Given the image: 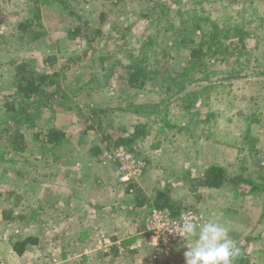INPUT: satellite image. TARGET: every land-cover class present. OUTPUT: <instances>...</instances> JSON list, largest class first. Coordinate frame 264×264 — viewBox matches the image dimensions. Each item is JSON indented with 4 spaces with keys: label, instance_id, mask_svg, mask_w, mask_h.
<instances>
[{
    "label": "rangeland",
    "instance_id": "374dc122",
    "mask_svg": "<svg viewBox=\"0 0 264 264\" xmlns=\"http://www.w3.org/2000/svg\"><path fill=\"white\" fill-rule=\"evenodd\" d=\"M2 1L6 23L0 35L8 44L0 48V264H185L183 238L166 245L153 241L148 222L155 207L136 204L135 192L127 191L130 181L151 201L171 186L175 206L166 211L172 218L189 211L201 222L218 218L230 228L238 256L264 264V0H66L90 26L105 32L90 44L69 36L73 19L54 0ZM37 6L46 37L31 45L14 41L19 23ZM101 13L107 18L104 26ZM158 22L163 23L160 40L168 45L167 51L163 47L150 54L161 64L158 78L142 88L130 87L123 70L104 79L107 57H121V51L133 47H123L116 38L130 29L128 42L138 46L145 35L156 33ZM212 22L242 26L248 35L226 61L211 62L210 81L191 83L193 76L185 80L184 92H208L205 104L199 98L187 112L181 105L186 99H178L184 93L171 89V79L187 66L190 54L179 47L178 34L199 39ZM115 27L119 29L112 31ZM101 57L106 58L103 63ZM22 61L34 73L61 70L65 89L76 83L82 87L94 74L103 83L98 90L79 93L75 102L81 112L55 103L38 111L32 122L17 124L6 111V101L17 100L14 64ZM229 72L239 77L227 78ZM163 100L165 123L159 113L148 119L125 111ZM87 106L106 110L100 116L104 134ZM145 122L148 134L133 151L109 147L103 140ZM52 127L65 133L58 146L45 143ZM16 130L23 135V152L10 147L9 137ZM120 149L131 155L137 170L128 181H121L127 171L115 157ZM212 165L232 178L248 179L257 189L238 180L190 192L188 179ZM66 210L77 212V224L69 223L72 215ZM25 236H37L39 245L18 256L13 246ZM113 247L119 248L117 253Z\"/></svg>",
    "mask_w": 264,
    "mask_h": 264
},
{
    "label": "trees",
    "instance_id": "16d2710c",
    "mask_svg": "<svg viewBox=\"0 0 264 264\" xmlns=\"http://www.w3.org/2000/svg\"><path fill=\"white\" fill-rule=\"evenodd\" d=\"M63 6L65 12L68 13L73 19L72 25H70L69 36L71 37H81L88 44L94 43L98 38L105 36V32L100 28H93L90 26L89 22L83 20V18L71 7L69 2L66 0H54ZM3 1L0 0V28L6 23L4 14H3ZM150 14V13H149ZM148 18L147 14L145 16ZM161 18H159L160 20ZM151 21V24L157 23ZM107 22V18L104 14L99 15L100 26H104ZM153 22V23H152ZM198 23V22H197ZM195 23L193 26L196 28H201L200 24ZM163 23L155 25L154 28H158L156 33H150L145 35L137 44L133 45L128 42V33L130 29H125L126 33L121 36L112 37L110 39H115L122 42L123 47H132L128 51H121L120 56L107 57V60H110L109 66L106 69L107 73L103 75V78L109 80L113 74L117 71H124V76L127 77L130 87L133 88H142L146 86L149 82L155 81L160 75L161 64L159 60L151 59L150 54L158 53L160 50L165 47L166 51L168 50V45L160 40V32L162 30ZM119 29L115 27L112 31ZM196 29V30H197ZM120 35V34H118ZM199 39H196L194 36L190 38L188 36H183L182 33L178 34L179 47L181 49H187L189 51V61L186 67L179 73H177L175 78L171 79L174 85H171V89H176L178 93H184V96L178 99H186L184 104H181L183 109L187 112L195 109V102L199 98L204 100L206 103V97L208 92L202 90L200 92H184L187 91V86L185 80L188 82L190 78L191 83H196L199 81H210V74L212 72V67L210 66L211 62H223L226 61L228 56L233 55L235 52L241 49V46L244 45L245 39L247 38V33L242 26L239 25H226L222 27L220 24L212 22L211 29L202 32ZM14 41L18 40L22 45H31L35 42L41 41L46 37V31L42 22V15L39 6L36 7L35 13L30 14L28 18L23 19L14 33ZM4 37L0 35V48L4 49L8 44L7 40L3 39ZM6 49V48H5ZM167 53V52H165ZM106 60L105 57H101L100 61L103 63ZM50 64L56 62V58H49ZM15 74L13 76L14 81L13 85L15 86L14 95L17 100L6 101L7 107L6 111L9 112V115L12 116V119L17 124L29 123L32 122L36 113L42 109L52 107L55 103L67 111H71L73 107L77 111L81 112V107L75 102V99L78 97L79 93H85L88 89L98 90L102 86V80L99 79V75L94 74L91 77V80L85 81L86 83L78 88L70 84L71 87L62 86L61 80V70L54 73H34L29 69L27 62L22 61L21 63H15ZM103 71L105 69L103 68ZM235 72H229L227 78H238V75L234 74ZM195 75H202L201 79H196ZM97 77L99 80H97ZM179 78V79H177ZM96 83V86H90V84ZM213 83L209 84L211 86ZM170 86V87H171ZM207 93L206 96L203 93ZM208 99V97H207ZM18 101V102H17ZM189 101V102H187ZM19 103V104H18ZM164 100L157 104L151 105H141L136 108H131L125 111H132L135 115L146 116L148 119L153 113H159L158 119L161 122L166 121V113H161L162 104ZM90 114L93 115L97 120L98 129L104 134L103 122L101 121L100 116L106 113V110L102 108H92L87 106ZM32 111V112H31ZM148 123H139L135 125L132 132H125L121 136L114 138L113 135L107 134L104 141L109 142L108 146H113L115 148L123 146L126 147L129 151H133L137 145L143 141L148 134ZM65 133L64 131L52 127L50 128L45 135V143L58 146L64 142ZM113 139V140H112ZM10 147L13 150L18 152L25 151L23 147V135L19 133V130H16L9 137ZM111 140L113 144L110 143ZM238 180L244 181L249 186H252V190L257 189V185L249 181L248 179L242 180L241 178H232L227 174V171L220 167L212 165L208 167L205 172L198 177H190L189 181V191L192 193L197 192L200 189H219L224 185L231 184L235 185L238 183ZM127 191L135 192L136 204L141 207L150 203L154 205L157 209H174L175 201L172 196L171 186H167L164 190L159 191L154 200H150L144 194L141 188L137 186L134 182L127 183ZM10 214V213H9ZM5 219H8V214H5ZM39 238L37 236H25L22 239H19L13 246V251L18 255L22 256L28 246H37L39 245ZM123 245V244H122ZM118 247H113L116 253ZM234 264H251L247 258L238 256Z\"/></svg>",
    "mask_w": 264,
    "mask_h": 264
},
{
    "label": "clouds",
    "instance_id": "9594fccd",
    "mask_svg": "<svg viewBox=\"0 0 264 264\" xmlns=\"http://www.w3.org/2000/svg\"><path fill=\"white\" fill-rule=\"evenodd\" d=\"M168 230L185 241V264H234L240 253L230 236V228L218 218L201 222L193 212L182 213L178 219H165Z\"/></svg>",
    "mask_w": 264,
    "mask_h": 264
},
{
    "label": "built area",
    "instance_id": "2783aa9c",
    "mask_svg": "<svg viewBox=\"0 0 264 264\" xmlns=\"http://www.w3.org/2000/svg\"><path fill=\"white\" fill-rule=\"evenodd\" d=\"M115 157L116 159L121 160L123 162V170L127 171V174L121 178V181H128L131 176L137 172L136 169L133 170V161L131 155L127 153L124 149H120ZM168 217L174 219L170 216V214H168L166 209L161 210L155 208L151 212L148 224H151L149 230L151 232V235L154 233L153 241L156 244H159L160 241L161 245H166L172 241L171 239L174 240L177 238H181L177 234H174L168 230V224L165 223V219Z\"/></svg>",
    "mask_w": 264,
    "mask_h": 264
},
{
    "label": "crops",
    "instance_id": "0c3cea01",
    "mask_svg": "<svg viewBox=\"0 0 264 264\" xmlns=\"http://www.w3.org/2000/svg\"><path fill=\"white\" fill-rule=\"evenodd\" d=\"M72 197H74V195H72ZM56 200H58L59 199V196L58 195H56V198H55ZM55 201V200H54ZM56 202V201H55ZM56 208H57V206H56ZM66 211H68V213H70L72 216H71V219L70 218H68V221H69V219L71 220L69 223L70 224H77L76 223V218H74L75 217V215H78L77 214V212L75 213V214H73L74 213V210H66ZM80 215H84V212L83 213H81ZM76 219V220H75ZM85 220V218H83V219H81V222H83ZM101 220V219H100ZM82 224H86V222L84 221Z\"/></svg>",
    "mask_w": 264,
    "mask_h": 264
}]
</instances>
